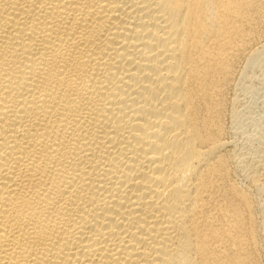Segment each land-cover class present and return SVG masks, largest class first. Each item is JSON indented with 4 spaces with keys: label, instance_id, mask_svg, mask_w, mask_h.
<instances>
[{
    "label": "bare ground",
    "instance_id": "6f19581e",
    "mask_svg": "<svg viewBox=\"0 0 264 264\" xmlns=\"http://www.w3.org/2000/svg\"><path fill=\"white\" fill-rule=\"evenodd\" d=\"M263 26L264 0H0V264H261L264 150L223 115Z\"/></svg>",
    "mask_w": 264,
    "mask_h": 264
},
{
    "label": "rangeland",
    "instance_id": "374dc122",
    "mask_svg": "<svg viewBox=\"0 0 264 264\" xmlns=\"http://www.w3.org/2000/svg\"><path fill=\"white\" fill-rule=\"evenodd\" d=\"M261 31L262 32H260V36H262L261 34L263 33L262 43L264 44V26H263ZM252 46L255 49H259V45H257V42L253 43ZM241 59H243V60H241ZM241 59L235 63L236 67L234 69L237 73L234 72L233 79H232L234 82H231L233 84L229 87L230 89H228L229 91H227V93H226L227 97L225 96V100L227 99L225 101L227 106L225 104L224 113L226 111L227 112H226V114L223 115V120L225 119L223 121V125H224V127L226 125L225 139L231 145H232V142L234 141L233 145L237 149V151L240 150V148L243 146L240 151L242 153H246V152L250 153V152H253V150L255 151V149L264 150V54L261 56V58L258 59L257 66L254 68L248 69L246 72L244 69H246L245 68L246 67L245 62H247L246 61L247 59L245 60V57L241 58ZM241 75H243L244 77H241ZM228 92H229V94H228ZM233 111H235V112H233ZM236 111L238 114V118H237V115L233 116V113L235 114ZM230 116H231V118H230ZM229 134H230V136H229ZM247 137H248V139H247ZM262 139H263V141H262ZM259 141H260V143H259ZM240 143H242V144L244 143V144L242 145ZM247 146H250V147L248 148ZM251 147H252V149H251ZM254 147H255V149H254ZM243 148L244 149L246 148L247 151H245ZM234 175H236V176L234 177ZM234 175H233V177H234L233 180L234 181L236 180L237 183L240 180L241 182H239V183L242 184L241 186H245L242 177H239L238 174H234ZM251 190H249V192ZM253 193L254 192L252 190V194ZM253 195H256V194L254 193ZM257 196H259L260 202H261V199L264 198L263 195L262 196L257 195ZM257 196H254V198ZM260 197H262V198H260ZM257 200H258V197H257V199L256 198L254 199V201L258 205L259 200L258 201ZM260 211H261V207L257 206V212L258 213H256V215L257 214L258 215L256 216V218L260 222V224L263 225L264 224V222H263L264 221L263 220L264 215L262 216V211L261 212ZM259 213H261V214H259ZM260 234H262V233L260 232ZM261 238H262V235H261ZM262 255L263 256L261 257V264H264V253Z\"/></svg>",
    "mask_w": 264,
    "mask_h": 264
}]
</instances>
